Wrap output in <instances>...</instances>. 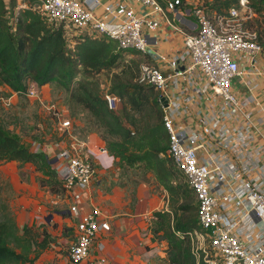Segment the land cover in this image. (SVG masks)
Returning a JSON list of instances; mask_svg holds the SVG:
<instances>
[{
  "label": "built area",
  "instance_id": "2783aa9c",
  "mask_svg": "<svg viewBox=\"0 0 264 264\" xmlns=\"http://www.w3.org/2000/svg\"><path fill=\"white\" fill-rule=\"evenodd\" d=\"M209 1L38 0L34 7L48 24L106 37L145 59L136 81L157 92L168 142L161 155L196 199L198 228L176 234L189 240L205 264H264V106L256 95L264 87V47L251 26L264 19V11L237 0L219 12ZM172 36L176 43L163 52L161 44ZM103 99L117 112V95L106 89ZM51 109L71 138L69 147L53 142L54 170L71 200L70 214L79 216L66 248L68 262L102 264L90 251L97 232L110 225L99 219L98 207L81 215L78 209L94 165L80 152L86 141L75 140L70 120ZM31 150L38 152L34 144ZM97 153L108 155L102 141Z\"/></svg>",
  "mask_w": 264,
  "mask_h": 264
},
{
  "label": "trees",
  "instance_id": "16d2710c",
  "mask_svg": "<svg viewBox=\"0 0 264 264\" xmlns=\"http://www.w3.org/2000/svg\"><path fill=\"white\" fill-rule=\"evenodd\" d=\"M236 1L210 0L208 5L220 12ZM23 2L26 6L15 11V0H0V85L21 96L26 95L29 82L39 86L55 82L66 90L101 123L111 138L106 142L108 152L128 167L143 166L168 193L169 209L153 213L151 228L153 240L164 244L168 263L205 264L201 258L196 259L189 240L176 234L198 228L197 205L190 187L175 181L177 171L171 160L161 155L168 142L157 92L136 81L140 61L124 57L126 52L137 53L118 49L106 37L71 31L66 23L48 24L33 5L38 0ZM249 3L257 12L264 11V0ZM102 72H112L108 91L120 98L121 113L108 110L105 104L104 90L95 79ZM138 119L143 121L141 128ZM131 127L137 131L134 133ZM0 161L31 163L39 170L51 167L50 159L32 151L1 125ZM51 174L54 176V171H48L46 178L39 180L40 185L49 186L51 192L62 191L59 183L55 189L49 184ZM37 234L20 235L14 221H0V264H33L48 244L46 234L36 241Z\"/></svg>",
  "mask_w": 264,
  "mask_h": 264
},
{
  "label": "crops",
  "instance_id": "0c3cea01",
  "mask_svg": "<svg viewBox=\"0 0 264 264\" xmlns=\"http://www.w3.org/2000/svg\"><path fill=\"white\" fill-rule=\"evenodd\" d=\"M171 39L161 44L163 52L173 48L175 36ZM256 95L264 106V87L258 89ZM83 140L86 146L80 148V152L93 162L94 173L89 187L81 191L79 215L90 211L92 207H98L101 210L99 219L106 220L110 225L108 231L97 232L91 256L103 259L102 264H158L160 258L169 264L164 244L153 240L151 231L153 213L163 208L164 201L153 193L148 175L143 177L140 174L143 166L131 168L109 152L108 155L98 154L97 146L101 145V139L95 133H86ZM54 141L47 137L42 141L30 142L29 146L26 142V146L31 149L34 144L38 152L51 162L55 150ZM61 143L69 147L71 141H68L67 146L63 141ZM24 165L30 166L29 163ZM50 165L53 167V163ZM54 173L49 184L55 189L58 183L60 187L61 184L55 170ZM37 176L29 173L21 177L15 173L9 179L12 195L15 196L10 203L17 212L18 221L15 219V225L18 234L37 232L36 241H41L43 235H47V247L35 258L33 264H69L66 248L74 238L79 216L70 214L71 200L66 198L62 187L60 192H51L47 188L49 186H41L39 183L46 176ZM33 256V252L29 253L30 258Z\"/></svg>",
  "mask_w": 264,
  "mask_h": 264
},
{
  "label": "rangeland",
  "instance_id": "374dc122",
  "mask_svg": "<svg viewBox=\"0 0 264 264\" xmlns=\"http://www.w3.org/2000/svg\"><path fill=\"white\" fill-rule=\"evenodd\" d=\"M15 1V11L26 6L23 0ZM33 5L37 6V3H33ZM251 26L259 33V38L264 47V19H255ZM81 33L89 32L82 31ZM124 57L126 59L131 57L136 59V61H140V63L143 62V58L138 56V54L126 52ZM117 70L118 69L113 71ZM111 78L112 72H102L95 77L96 81L100 83L102 90L104 91L109 89ZM237 88L241 93H244L245 91L247 92L246 87L242 85H238ZM31 91L37 94L38 98L30 97L28 95L21 96L13 94V92L6 86L0 85V125L9 133L18 137L22 144L26 145L27 142V146H29L30 142L42 141L49 137L57 141H63L66 143V146L68 145V141L70 142L71 138H69L66 132L60 127L51 107H57L62 110L63 115L70 120L72 124L70 130L72 129V135L75 140H82L86 133L92 132L99 136L105 146L106 142L111 141V138L105 134L101 123L93 118L89 112L82 107V105L72 99L69 96V93L57 83L50 82L39 86L34 82H29L27 92L30 94ZM121 106L122 105L120 104L117 113H121ZM142 125L143 121L138 119L137 126L141 128ZM132 130L134 133L137 131L133 128ZM103 137L105 138L103 139ZM29 164L30 166H26L24 164H18L15 161H0V221L11 220L14 221V223L18 221L17 212H15L13 207L14 205L11 206L10 203L15 198V196L12 195L13 193L9 185V179H12V174L18 173L21 177L29 173H35L38 174V176H46L48 171H54L52 166L50 168L43 167L39 170L35 165L31 163ZM140 174L143 177H147L146 175H148L150 178L149 184L150 187H152L153 193L157 195L160 200L164 201L161 210L169 209V195L166 190L160 187L151 173H148L143 169V171L140 170ZM51 176H53V174H51ZM174 179L177 183L179 182L187 185L186 181H184L178 172L174 174ZM191 194H193L192 191ZM193 198L196 202L195 197ZM180 203L181 200L177 205H180ZM12 246L16 248L17 251L21 250L20 247L14 244H12ZM158 264H166V262L160 258Z\"/></svg>",
  "mask_w": 264,
  "mask_h": 264
},
{
  "label": "water",
  "instance_id": "95a60500",
  "mask_svg": "<svg viewBox=\"0 0 264 264\" xmlns=\"http://www.w3.org/2000/svg\"><path fill=\"white\" fill-rule=\"evenodd\" d=\"M163 104H165V102H163ZM55 160L53 159V160H51V162L50 163H53Z\"/></svg>",
  "mask_w": 264,
  "mask_h": 264
}]
</instances>
